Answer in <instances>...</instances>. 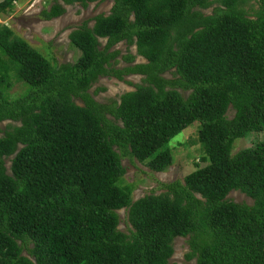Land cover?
<instances>
[{
	"label": "trees",
	"instance_id": "obj_1",
	"mask_svg": "<svg viewBox=\"0 0 264 264\" xmlns=\"http://www.w3.org/2000/svg\"><path fill=\"white\" fill-rule=\"evenodd\" d=\"M17 1L0 0V17ZM103 1L54 0L43 17ZM94 22L71 32L80 55L62 65L0 23V264H175L186 237L196 264H264V0H115ZM122 42L146 62L113 50ZM11 73L24 96L7 94ZM133 75L142 84L126 81L135 90L119 102L90 94ZM196 121L208 164L134 201L122 158L163 173L170 141Z\"/></svg>",
	"mask_w": 264,
	"mask_h": 264
},
{
	"label": "rangeland",
	"instance_id": "obj_2",
	"mask_svg": "<svg viewBox=\"0 0 264 264\" xmlns=\"http://www.w3.org/2000/svg\"><path fill=\"white\" fill-rule=\"evenodd\" d=\"M115 0H106L103 2H95L87 8H83L80 4L66 6V12L51 21L45 20L43 17L44 10H49L54 4V0H18L11 12L0 17V23L8 25L15 30L17 36L26 40L33 48L42 53L53 64L62 65L66 63H74L79 58V51L75 49L69 40V35L75 29L81 27L88 22L90 27L94 25V18L101 14L109 15ZM213 10L204 11L205 14H212ZM102 45L106 44V40H101ZM113 50H121L124 55L132 54L137 57L136 63H145L146 60L137 55V47H128L125 42L115 46ZM129 50V51H128ZM119 65L117 68H124L128 64L123 61L122 56L118 57ZM170 77V74L166 75ZM141 75H133L120 81L116 78L103 77L90 90V94L100 104H111V101H120V97L130 91H134L133 84H142ZM10 87L7 94L10 98H19L25 95L28 86L19 81L13 73H11ZM104 88L105 91H99ZM185 97L190 92L179 90ZM80 103L79 101H77ZM228 116H234V110L230 108ZM107 118L113 119L111 115ZM9 121L0 124V128L4 130ZM201 122L196 121L180 134L174 137L168 147L172 150L173 164L163 173H154L146 165L131 157H123L122 163L126 169L121 185L133 184L135 187L132 193V199L138 200L143 196L151 193L161 194L162 184H172L175 182H183L184 178L208 164L202 161L205 157L203 148L198 139V133ZM3 133L0 132V137ZM255 135H251L248 139H238L234 144L233 154L250 148L254 144ZM264 134L259 135V139H263ZM10 167V164H8ZM228 199L236 203L253 204V200L239 191H233L229 194ZM121 218L119 229L126 232L129 228L127 219L128 212L123 209L118 212ZM190 237L177 238L174 241L175 252L171 258V263L175 264H196L195 259H188L187 254L190 252Z\"/></svg>",
	"mask_w": 264,
	"mask_h": 264
}]
</instances>
